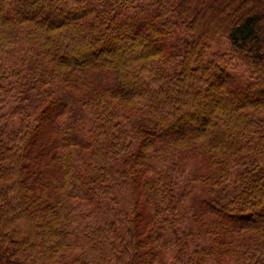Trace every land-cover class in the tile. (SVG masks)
I'll use <instances>...</instances> for the list:
<instances>
[{
	"label": "trees",
	"instance_id": "16d2710c",
	"mask_svg": "<svg viewBox=\"0 0 264 264\" xmlns=\"http://www.w3.org/2000/svg\"><path fill=\"white\" fill-rule=\"evenodd\" d=\"M212 261L264 264V0H0V264Z\"/></svg>",
	"mask_w": 264,
	"mask_h": 264
},
{
	"label": "rangeland",
	"instance_id": "374dc122",
	"mask_svg": "<svg viewBox=\"0 0 264 264\" xmlns=\"http://www.w3.org/2000/svg\"><path fill=\"white\" fill-rule=\"evenodd\" d=\"M228 46H229V44H228V41L225 39V37H219L217 39V41L214 42L213 45H212V52H214V54L219 53L220 54V57H221V51H223V53L224 52H227L228 49H229ZM227 54H228V52H227ZM226 59L228 61V64L227 65H229V69H231L233 71V74H234V76L236 77V79L238 81H242L243 80V77H247V74L245 72V69L241 65H236L235 62H231V59H229V56H226ZM239 84H241V83H239ZM254 96L255 97L256 96H259V97L261 96L262 97L263 94L257 93V94H254ZM191 120H195V121L199 122V118L198 119H196V118L190 119L188 121L191 122ZM201 124H202V121L199 122L198 125H201ZM179 127H181V125ZM183 174H184V172L182 173V175ZM132 195H133L132 190L125 191V192H123V193H121L119 195L120 200H121V205L119 206V209L120 210H122V208H124V209H130L132 207V203L134 202V198H133ZM209 264H223V263H219V262H216V261H212Z\"/></svg>",
	"mask_w": 264,
	"mask_h": 264
}]
</instances>
